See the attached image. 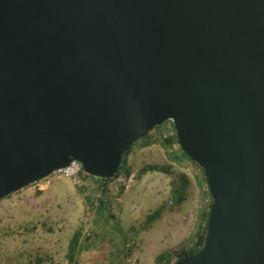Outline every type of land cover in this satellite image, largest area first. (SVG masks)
Listing matches in <instances>:
<instances>
[{
  "label": "water",
  "instance_id": "obj_1",
  "mask_svg": "<svg viewBox=\"0 0 264 264\" xmlns=\"http://www.w3.org/2000/svg\"><path fill=\"white\" fill-rule=\"evenodd\" d=\"M168 121L212 199L173 264H264V0H0V201Z\"/></svg>",
  "mask_w": 264,
  "mask_h": 264
},
{
  "label": "rangeland",
  "instance_id": "obj_2",
  "mask_svg": "<svg viewBox=\"0 0 264 264\" xmlns=\"http://www.w3.org/2000/svg\"><path fill=\"white\" fill-rule=\"evenodd\" d=\"M174 128L169 121L156 127L149 141L134 146L119 177L107 185L82 174L78 184L50 176L40 181L44 190L31 185L1 200L0 264H35L38 258L71 264L68 246L78 229L91 249L80 253L76 264H173L180 254L193 250L211 196L203 169L184 156L179 144H169ZM153 165L167 172L140 176ZM180 173L187 176L189 188L185 201L177 204ZM102 199L108 206L100 209ZM161 254L166 257L158 262Z\"/></svg>",
  "mask_w": 264,
  "mask_h": 264
},
{
  "label": "trees",
  "instance_id": "obj_3",
  "mask_svg": "<svg viewBox=\"0 0 264 264\" xmlns=\"http://www.w3.org/2000/svg\"><path fill=\"white\" fill-rule=\"evenodd\" d=\"M174 129H175V128H174ZM140 141H149V138L146 137V138H144V139H141V140L137 141V143H135V145H137ZM168 142H169V144H170L171 146H173L174 144H179V143H178V139H177V137H176V134H175L174 136H172ZM135 145H134V146H135ZM134 146H133V147L129 150V152L126 153L125 156L123 157V161H122V165H121V167H120V170H119L118 174L116 175V177H115L114 179H111V180H100V179H96V178H93V177H91V176L85 174L83 171H82V172H83V173H82V177H83L84 179H87V178H88V179H93V180H95V181L98 180V181H101L103 184H106V185H107L109 182L114 181L116 178L119 177V175H120L122 169L124 168V165L127 163V158H128V156L131 154L132 149L134 148ZM183 154H184V156L188 157V155H187L185 152H183ZM188 158H189V157H188ZM166 170H167V169H166L165 167L160 166V165L148 166V167H146L145 169H143V170L141 171L140 176L143 175V174H145V173H147V172H150V171H166ZM166 172H167V171H166ZM127 175H128V176L130 175V172H129V171L127 172ZM176 177H177L178 183L176 184L174 195H175L176 203H177V204H181V203H183V202L185 201V199H186L187 190H188V188H189V180H188L187 176H186L184 173L177 174ZM107 191H108L107 188H104L103 193L106 194ZM206 191H207V194H208L209 197H210V194H209L208 190H206ZM104 196H105V195H104ZM210 199H211V197H210ZM90 203H91V205H93L92 202H90ZM211 204H212V199H211V202H210L209 207H211ZM96 206H97V205H96ZM107 206H108V204L105 202V200L102 199V200L100 201L99 208H100V209H103V208H106ZM209 209H210V208H209ZM157 214H158V212H157ZM208 215H209V211H207V212L205 213V227H204L203 233H201V234L198 236V242H197V245L195 246V248H194L193 250L189 251V252H183L182 254H180L179 257L184 256V255H187V254H190V253L197 252L198 250H200V249L203 247V244H204V238H205V235H206V232H207V219H208ZM151 217H152V216H150V218H151ZM83 236H84V235H83V233H82V230H81V229H78V230L74 233V235H73V237H72V239H71V241H70V243H69V246H68V252H67V260H68V262L71 263V264H76V261H77L78 256H79L80 253H82L83 251H88V250L91 249V245L88 243V241H83V240H82V239H83ZM87 239H88V238H87ZM88 240H90V239H88ZM165 257H166L165 254H161L160 256H158L157 261H158V262H161V261H163V260L165 259ZM35 264H48V263L45 262V260H43V259H41V258H38V259L36 260Z\"/></svg>",
  "mask_w": 264,
  "mask_h": 264
},
{
  "label": "built area",
  "instance_id": "obj_4",
  "mask_svg": "<svg viewBox=\"0 0 264 264\" xmlns=\"http://www.w3.org/2000/svg\"><path fill=\"white\" fill-rule=\"evenodd\" d=\"M83 167L82 165L74 161L71 163V165L65 169L59 170L55 173H53L51 176H54L56 180H60L63 177L72 179L76 184L80 182V175L82 174ZM87 238L91 239V234H87Z\"/></svg>",
  "mask_w": 264,
  "mask_h": 264
},
{
  "label": "crops",
  "instance_id": "obj_5",
  "mask_svg": "<svg viewBox=\"0 0 264 264\" xmlns=\"http://www.w3.org/2000/svg\"><path fill=\"white\" fill-rule=\"evenodd\" d=\"M32 186L34 188H38L39 190H44L46 188L42 182L36 183V184H34Z\"/></svg>",
  "mask_w": 264,
  "mask_h": 264
}]
</instances>
